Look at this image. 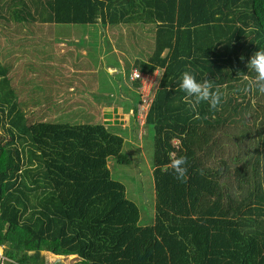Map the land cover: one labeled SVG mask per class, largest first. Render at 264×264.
Segmentation results:
<instances>
[{
	"label": "trees",
	"instance_id": "obj_1",
	"mask_svg": "<svg viewBox=\"0 0 264 264\" xmlns=\"http://www.w3.org/2000/svg\"><path fill=\"white\" fill-rule=\"evenodd\" d=\"M14 21L154 24L135 67L160 70L145 122L154 130L155 217L116 180L125 138L104 122L29 121L0 56V264H264V95L248 87L264 48V0H7ZM5 22V21H4ZM3 23V22H1ZM0 23V24H1ZM209 79L221 105L179 88ZM187 157V179L171 160Z\"/></svg>",
	"mask_w": 264,
	"mask_h": 264
},
{
	"label": "crops",
	"instance_id": "obj_2",
	"mask_svg": "<svg viewBox=\"0 0 264 264\" xmlns=\"http://www.w3.org/2000/svg\"><path fill=\"white\" fill-rule=\"evenodd\" d=\"M48 34L52 40L47 41L53 43H36ZM154 36L155 26L150 23L6 21L0 24V56L15 99L26 112L35 110L37 120L81 115L107 121L122 114L134 119L144 86L155 82L152 92L162 73L146 76L145 82L131 79L135 62L153 51ZM34 61L51 68L26 71ZM101 68L123 79L112 84ZM127 125L125 120L123 126Z\"/></svg>",
	"mask_w": 264,
	"mask_h": 264
},
{
	"label": "rangeland",
	"instance_id": "obj_3",
	"mask_svg": "<svg viewBox=\"0 0 264 264\" xmlns=\"http://www.w3.org/2000/svg\"><path fill=\"white\" fill-rule=\"evenodd\" d=\"M7 0H0V14L2 16L10 17L5 10L7 8ZM15 19H6L4 17H0V23L6 21H14ZM45 32L51 33V30H45ZM52 40L50 34L41 38V40L36 41L37 44L43 45L48 43H53L52 41H47V39ZM42 53H38L40 55ZM78 58H80L78 56ZM81 64L85 65V62ZM96 64V63H92ZM51 68L49 63L45 64H37L36 61L31 62L28 66L24 69L29 71L31 69H48ZM101 72L105 73L108 76V81L112 84L115 83L118 79H123L122 76H119L118 73H115L114 76H111L101 68ZM160 77V76H159ZM151 82V81H150ZM149 82V89L153 85L152 82ZM149 92V95L147 93ZM150 91H145L142 93V98L140 103L138 104L134 119H130L128 115L122 114L121 116H117L118 118L112 120L108 119L107 121L101 119H91L89 117L82 118L81 115H76L74 117H62L57 120H61L62 122H70V123H84V122H91L100 121L106 122V126L115 132L122 134L125 138V145L123 150L130 155V161L127 163L118 162L115 157H111L109 159V166L112 171V175L116 180L123 182L126 186L127 195L133 201H135L141 209V220L140 223L142 225H151L154 223L155 217V202H156V194H155V182L153 176V167H154V130L153 127L147 125L145 122V114L144 107H141V104L145 105L144 98L150 96ZM144 94V96H143ZM138 97H136L137 99ZM111 112V111H109ZM123 113V112H122ZM29 115V121H37L39 118L36 115L35 110L27 111ZM108 117H116L114 114L107 115ZM127 120L128 125L125 127L123 124ZM93 122V123H97ZM3 252V248L0 249V254ZM42 255L47 260L48 264H71L73 263L76 258L74 256H62L56 255L48 251H43Z\"/></svg>",
	"mask_w": 264,
	"mask_h": 264
},
{
	"label": "clouds",
	"instance_id": "obj_4",
	"mask_svg": "<svg viewBox=\"0 0 264 264\" xmlns=\"http://www.w3.org/2000/svg\"><path fill=\"white\" fill-rule=\"evenodd\" d=\"M248 69L255 73L249 80L248 87L255 89L259 94L264 95V48H259L249 59ZM198 73L194 70H185L179 79V88L191 97L194 101L193 107L201 102H206L210 109H217L224 97V93L214 86L209 79H199ZM171 167L177 180L187 179V157L180 155L171 160Z\"/></svg>",
	"mask_w": 264,
	"mask_h": 264
},
{
	"label": "built area",
	"instance_id": "obj_5",
	"mask_svg": "<svg viewBox=\"0 0 264 264\" xmlns=\"http://www.w3.org/2000/svg\"><path fill=\"white\" fill-rule=\"evenodd\" d=\"M156 72L159 73L161 71L157 70ZM153 74H155V73H153ZM153 74H146V73L140 71L139 69L134 68L133 71H132V74H131V79L132 80H140V81L145 82V80L147 79L146 76L149 78L150 76H148V75H153ZM148 89L149 88H145V86H144L143 93L145 91H150L151 92V90H148ZM147 95H149V92L147 93ZM143 96H144V94H143ZM150 96H151V93H150ZM150 96H149V98H148V96H147V98L146 97L144 98L145 105L141 104V107H144V109L146 110V111H144L145 117H146V113H147V110H148V107H149V104H150V101H151V97Z\"/></svg>",
	"mask_w": 264,
	"mask_h": 264
}]
</instances>
